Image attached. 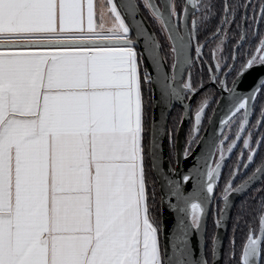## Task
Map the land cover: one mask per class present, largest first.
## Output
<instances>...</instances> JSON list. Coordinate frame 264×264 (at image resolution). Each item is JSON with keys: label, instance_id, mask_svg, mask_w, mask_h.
<instances>
[{"label": "snow or ice", "instance_id": "1", "mask_svg": "<svg viewBox=\"0 0 264 264\" xmlns=\"http://www.w3.org/2000/svg\"><path fill=\"white\" fill-rule=\"evenodd\" d=\"M240 7L252 4L223 3L211 34L221 37L216 68L230 26L240 30L247 24L245 16L237 23ZM214 9L211 0H0V264H209L204 257L192 259L188 231L201 228L225 152L237 147L256 97L239 98L235 87L227 89L233 97L229 121L242 110L243 118L236 139L227 148L228 138L220 141L214 166L205 158L204 170H196L194 193L185 196L182 184L165 176L171 195L183 202L179 211L190 219L177 222L180 245L168 254L149 197L146 163L150 154L155 167L158 157L146 144L144 86L157 88L165 107L185 93L198 94L181 74L193 66L192 42L207 30ZM259 11L264 21V0ZM238 39H249L246 28ZM255 52L259 55L241 65L238 79L264 65V34ZM166 56L172 57V75ZM208 106L209 99L202 98L185 158L201 143ZM251 140V133L243 138L249 162L255 154ZM258 173L264 174V166L235 188L232 179L226 183L221 219L231 194L245 190ZM191 178L190 171L182 179ZM256 221L259 234L249 228L238 264H264V201ZM217 252L214 238L213 258Z\"/></svg>", "mask_w": 264, "mask_h": 264}, {"label": "water", "instance_id": "2", "mask_svg": "<svg viewBox=\"0 0 264 264\" xmlns=\"http://www.w3.org/2000/svg\"><path fill=\"white\" fill-rule=\"evenodd\" d=\"M244 16L247 19L246 12ZM149 26L151 27L150 22H149ZM245 27L246 25H244V28ZM238 46L239 45L235 47V53ZM190 55L192 58L191 48H190ZM165 64L167 65L166 71L168 72L169 75H172L173 69L168 64L166 58H165ZM186 70L187 68L181 74V80L184 79ZM152 74L155 75V72L153 71ZM237 77L238 74L234 79V81L232 82L229 89L235 87V91L238 94L239 98L247 97L250 94L255 95V93L261 87L262 83H264V65L256 64L243 78L238 79ZM188 79H189V75L187 77V80ZM151 90H152V108H151V122H150L149 151L151 152L152 150H154L158 157V159L155 160V165H156L155 167L153 166V160L150 154H149V158L160 194L161 246L163 249H165L168 252V254H171L173 250V246L180 245V239H179L180 233L177 230V222L183 219L185 223H190V219L184 213H181L179 211V208L183 207V202H178L177 198L171 195L170 187L167 183V180L165 179V176H167L169 179L179 181L182 184L185 196H188L189 194L194 193L197 190L198 185H197L196 170L197 169H199L200 171L204 170L205 158L207 159L208 164L212 163L214 156L213 154L215 153L217 143L223 133L225 126L227 125L224 123V121H229V118L231 117L230 108L233 102V97L232 94L227 89L220 86V96L217 100V103L213 108V111L208 119L206 126L202 131L200 130L198 134V140H200L201 143H198L193 146V150L195 153L193 156L189 158H185L183 152L184 149L186 148V130L191 121V116H192L191 105L194 96L192 94L189 98H187L185 93L184 94L185 98L182 101L173 100L171 101L170 106L165 107L166 102L161 99L159 90L152 86H151ZM252 102L253 100L250 101V111L252 107ZM175 105L183 109V116L176 132L175 147H174L175 149L174 163H172L169 155L168 121ZM153 141H155V145H156L155 149H152ZM232 153L226 152L225 154L226 163L230 159ZM225 165L222 167L221 170L222 172ZM261 166H264V157L261 164L255 169L254 172H256L257 169L260 168ZM190 171L192 172V178L190 182L185 183L182 178L184 175L189 174ZM258 176L259 179L252 182L250 186H247L245 188V190L231 194L230 207L225 211L223 219H221L220 211L218 213L215 210V214H214L215 234L213 239L214 238L217 239L218 252L215 258L213 257L211 258V264H222L223 250L225 246V241L227 239L233 210L237 202L240 200V198L243 195L247 194L250 190H252L264 179V174L258 173ZM231 179L234 180V176H232ZM242 183L243 181L239 183L237 186H239ZM212 202L213 200L210 202V205L206 211L201 228L199 230L190 228L188 231V249L192 254L193 260H199L201 257L207 259L206 233H207L208 221L212 211ZM224 207L225 205L223 201L221 209H223ZM218 220L220 221L219 224L216 223Z\"/></svg>", "mask_w": 264, "mask_h": 264}, {"label": "flooded vegetation", "instance_id": "3", "mask_svg": "<svg viewBox=\"0 0 264 264\" xmlns=\"http://www.w3.org/2000/svg\"><path fill=\"white\" fill-rule=\"evenodd\" d=\"M179 2L186 3L187 0H179ZM211 2L215 4L214 11L217 14L209 23L207 30L200 32L198 42L197 41L192 42L191 51H192L193 66L191 68H187L183 79V80H187V77L189 75V79H191L193 84L198 89H200L198 94L194 96V99L192 101V105H191L192 116L187 129L188 128L191 129L195 122L193 108L199 105V102L202 100V98L207 97L209 99V106L205 109V116L202 118L201 131L206 126L208 119L213 111V108L220 96V86H221L220 81H224L226 85V87L224 88L229 89L232 82L236 78L241 65L244 64L246 60L250 59L251 56L259 55V53L255 52V48L258 46V35L264 34V23H262V21H259L260 11L257 0H228V2L232 3L234 6L246 5L249 2L252 4V7H248V8L240 7L239 15L236 17L237 23H241V16H244L246 12L247 24L245 28L247 29V35L249 39L244 41H240L238 39L239 32L243 31V28L238 30L235 25L230 26V28L229 26H224L225 28H229L228 31L229 38L224 40L223 42L224 50L221 56L222 59L220 60V67L216 68L217 62L214 61L213 53L215 51L217 44L220 42L221 37L212 38L211 34L215 31L216 27L219 25V21L223 15L221 9L225 0H211ZM199 14L200 13H197V15ZM254 32L257 33L258 35L254 36L253 35ZM198 45L201 47V51L199 54H197L195 51ZM237 45L239 46L235 53V47ZM212 76H216L218 77V79L216 81H212L211 80ZM201 84L204 85L203 88H200ZM191 95L192 93L190 92L186 93L187 98H189ZM261 104L262 103L260 102L255 104V100H253L251 111L248 117L249 123L246 125V131L241 134L242 138L240 140H237V147H235L232 155L230 156V159L227 161L223 169L221 179L218 181L216 193L212 202V211L210 214V217L211 216L213 217V221L215 218L214 216L215 210L219 213L222 207L223 200L221 199V195L226 183L232 178L233 176L232 174L234 172L237 173L236 176H234V180H233L234 181L233 187H235L239 183L244 181L247 177H249L255 171V169L261 164L263 160L264 116L261 115V109L264 108V103L262 105ZM182 116H183V109H182ZM242 118H243V110L235 117H232L229 123H227V125L225 126L223 133L217 143V146H219L221 140H225V137L228 138L227 140H225V143L223 145L225 148H227V145L230 144L232 140L236 139V133L239 130V123ZM249 133H251V137H252L251 148L255 149V154L252 162H249L247 160V157L249 155V149H245L243 147V138H247ZM186 136H187V130H186ZM187 139L189 140V138ZM174 147H175V143H174ZM174 152L175 149L173 148V154ZM218 159H219V152L215 150L211 164L214 166L213 163L214 160H218ZM246 164L248 165L247 168L244 167V165ZM254 188L250 190L247 194L248 195L252 194ZM247 194L243 195L240 198V200ZM251 228L256 230V234H259L258 225L252 226Z\"/></svg>", "mask_w": 264, "mask_h": 264}, {"label": "trees", "instance_id": "4", "mask_svg": "<svg viewBox=\"0 0 264 264\" xmlns=\"http://www.w3.org/2000/svg\"><path fill=\"white\" fill-rule=\"evenodd\" d=\"M258 4L260 0H257ZM147 16V14H145ZM151 24V21H149ZM264 23V21H262ZM165 53H163L164 55ZM166 58V57H165ZM255 104L260 102L264 103V95L261 94V88L258 89L255 95ZM144 99H145V124H146V144L149 148L150 138V122H151V108H152V90L151 86L145 84L144 86ZM261 104V105H262ZM182 119V109L175 105L168 121V137H169V155L172 163L174 162L173 148L176 138V132ZM190 128L187 129L186 140L189 137ZM188 142V140H187ZM147 177H148V189L150 203L153 206V213L159 219L160 214V194L157 185L156 178L153 174V170L148 156L147 163ZM226 180V179H225ZM224 180V181H225ZM264 201V180L260 182L255 188L252 194L244 196L236 205L233 210L230 227L225 246L223 250L222 264H238L242 245L246 242V237L249 228L257 225L256 218L259 214L261 202ZM215 231V223L211 216L207 226L206 233V256L209 264H211V248L212 239ZM235 252V256H232V252Z\"/></svg>", "mask_w": 264, "mask_h": 264}, {"label": "rangeland", "instance_id": "5", "mask_svg": "<svg viewBox=\"0 0 264 264\" xmlns=\"http://www.w3.org/2000/svg\"><path fill=\"white\" fill-rule=\"evenodd\" d=\"M216 48H217V46H216ZM216 48H215L214 53L216 52ZM223 50H224V48L222 47V51H220L219 53H217V55L222 56ZM165 52H167V47L165 48ZM214 53H213V54H214ZM166 60H167L168 64H169L170 67H171V64H172V57H171V56H166ZM214 61L217 62V59H216L215 57H214ZM197 107H198V105H197L196 107L193 108V113H195ZM188 138H189V137H188ZM187 140H188V139H187ZM187 140H186V147H188ZM193 146H194V145H193ZM193 146H192V147H193ZM159 220H160V214H159ZM214 234H215V231H214ZM213 237H214V235H213ZM160 241H161V240H160ZM212 241H213V239H212Z\"/></svg>", "mask_w": 264, "mask_h": 264}]
</instances>
